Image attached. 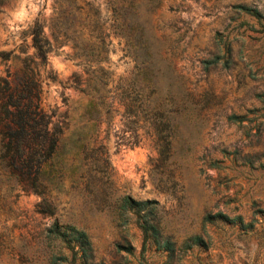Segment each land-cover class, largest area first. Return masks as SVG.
Returning a JSON list of instances; mask_svg holds the SVG:
<instances>
[{
	"label": "rangeland",
	"instance_id": "rangeland-1",
	"mask_svg": "<svg viewBox=\"0 0 264 264\" xmlns=\"http://www.w3.org/2000/svg\"><path fill=\"white\" fill-rule=\"evenodd\" d=\"M237 3L264 15V0H0V77L32 69L62 135L79 130L102 151L77 152L88 188L70 182L73 171L44 195L0 185V264H47L37 233L55 217L85 230L92 259L106 264H264V35ZM37 23L50 43L44 61L31 45ZM219 34L229 65L205 66ZM102 75L104 89L92 88ZM90 98L97 120L82 125ZM122 194L154 201L171 255L142 239L143 209L119 213ZM42 196L55 209H40ZM216 211L225 216L202 219ZM191 234L204 244L181 247Z\"/></svg>",
	"mask_w": 264,
	"mask_h": 264
},
{
	"label": "trees",
	"instance_id": "trees-1",
	"mask_svg": "<svg viewBox=\"0 0 264 264\" xmlns=\"http://www.w3.org/2000/svg\"><path fill=\"white\" fill-rule=\"evenodd\" d=\"M120 6H114L113 12L116 14L119 12V15L125 17L124 9ZM234 7L257 19L264 35V22L261 20L264 15L257 6L237 3ZM118 24L121 25V22L118 21ZM216 40L220 46L219 52L204 58L202 62L205 66L220 62L222 66L227 67L230 62L229 42L223 40L221 35ZM99 43L102 50L104 47L102 35L99 37ZM31 45L34 47L33 55L40 61H44L50 43L41 33L40 23L33 26ZM1 53L7 55L6 51ZM103 76L98 77L97 84L92 88L104 89L106 79ZM14 77H16L15 80L10 78L9 73L0 77V185L6 183L9 188H13L17 184L23 190H31L44 195L60 186L63 176L73 171V176L74 174L75 176L70 178V182L81 179L83 186L88 188L90 174L86 164V155L79 157L77 152L80 149L89 148L94 152L92 158L96 160L98 154H102L101 149L90 141L85 142L79 130H72L69 134L62 135L64 122L53 119L51 114L45 112L39 104V83L34 78L32 69H29L28 73L22 72L20 76L14 75ZM105 93L106 90H102L99 96L102 97ZM126 107L128 114V105ZM81 113L85 115V122L82 125H85L91 118V123L93 125L96 123L98 109L92 98L85 102ZM227 119L235 121L237 116L235 113H230ZM73 148H76L73 153L77 157L74 160H68L67 154ZM104 156L102 159L107 164V156ZM153 202V200L141 202L128 194H122L116 198V207L119 213L128 208L134 209L135 212L143 209L141 220L138 219L137 223L142 239L148 240L155 247L166 251L167 255H171L175 249V242L161 232L154 219ZM40 205V209L50 211L55 209L54 205L44 196H42ZM217 215L225 216L222 212L216 211L205 213L202 219L211 221ZM235 217L241 221L239 214ZM37 238L48 252L47 264H106L103 261L92 259L88 234L69 221H59L57 217L53 218L47 226L38 231ZM203 244L204 240L199 234H191L182 241L181 247ZM115 249L128 252V244L116 242Z\"/></svg>",
	"mask_w": 264,
	"mask_h": 264
}]
</instances>
